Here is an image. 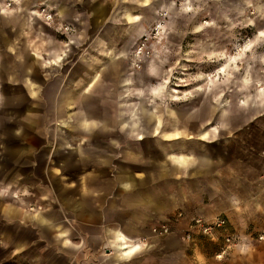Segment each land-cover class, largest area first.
<instances>
[{"label":"rangeland","instance_id":"1","mask_svg":"<svg viewBox=\"0 0 264 264\" xmlns=\"http://www.w3.org/2000/svg\"><path fill=\"white\" fill-rule=\"evenodd\" d=\"M102 1L106 18L95 19L89 1L0 0V63L21 73L1 79L0 94L21 98L15 152L28 146L0 173V189L36 198L25 207L36 212L57 187L85 188L86 177L101 176L110 189L129 172L144 193L130 199L157 207L151 234L185 246L171 264H264V105L255 99L264 86V0ZM126 10L131 18L118 16ZM139 98L159 131L142 139L118 125ZM173 131L179 137L164 135ZM170 154L205 157L180 168ZM216 218L225 222L209 233L194 227ZM62 219L74 223L69 212ZM162 226L167 233L153 232Z\"/></svg>","mask_w":264,"mask_h":264},{"label":"crops","instance_id":"2","mask_svg":"<svg viewBox=\"0 0 264 264\" xmlns=\"http://www.w3.org/2000/svg\"><path fill=\"white\" fill-rule=\"evenodd\" d=\"M84 1L95 5L92 9L95 19L106 18L104 14H107L108 9L99 7L102 0ZM124 2L146 5L158 4L161 0H113L108 1V4ZM117 14H124L122 17L125 19L132 15L127 10ZM258 35L264 36V29ZM61 59L62 57H58L46 61L45 66L57 65ZM243 81L247 82L246 78ZM34 84L35 82H30L29 85L33 87ZM36 90L33 87L31 94L36 93ZM255 95L258 106L264 105V86ZM247 100L248 97L242 103L245 104ZM155 118L154 110L142 105L139 98L135 106L118 117V125L126 134L136 133L138 139H142L148 130H151L152 135L159 133ZM79 121L86 127L83 131H91V119L82 116ZM217 131L214 128V136ZM207 132H200V138L206 137ZM4 134L12 143L7 147L9 151L12 150L20 158L23 152L26 154L28 146H20L15 152L14 142L21 137V134L15 135V127L4 131ZM164 135L179 137V132H166ZM0 147L2 153L4 144L1 142ZM170 157L178 167L187 168L195 160L202 161L205 155L199 154V158L195 160L183 155ZM6 178L12 179L11 174ZM118 179V186L110 189L106 186V177L101 176L86 177L85 180L90 181L91 186L87 185L85 188L65 192L57 187L56 194L50 196L49 205L36 212L25 209L27 204H35L36 198L27 196L21 189H0V264H171L172 256L176 259L185 256V246L176 236L151 234L150 218L157 207L148 199L143 202V207H140V200L133 202L130 199L136 194L137 197L144 195L138 194V189H133L132 175L122 172ZM0 183L3 186L5 182ZM214 196H218V193L214 192ZM226 197L227 195H221V198ZM215 206L216 204L214 211L219 209ZM226 209V205L223 206V210ZM66 212H69L74 223H64L62 217Z\"/></svg>","mask_w":264,"mask_h":264},{"label":"water","instance_id":"3","mask_svg":"<svg viewBox=\"0 0 264 264\" xmlns=\"http://www.w3.org/2000/svg\"><path fill=\"white\" fill-rule=\"evenodd\" d=\"M4 47V45H0V48ZM20 74L13 75V73L10 72V69L6 64L3 62L0 63V80H8L11 77L12 81L20 79ZM38 82L41 81L40 78L37 79ZM21 99V98H20ZM20 99L16 96H10L7 94H0V142L4 144V151L0 155V173H5L13 170L16 163H19L20 157L18 155H14L12 153V150L7 148L12 143L4 134V131L15 127L16 125H24L25 121H22L19 117V115L22 113V111H18L17 114V104L19 103ZM58 101H62L61 99H57ZM55 102V100H54ZM85 128V127H84Z\"/></svg>","mask_w":264,"mask_h":264},{"label":"built area","instance_id":"4","mask_svg":"<svg viewBox=\"0 0 264 264\" xmlns=\"http://www.w3.org/2000/svg\"><path fill=\"white\" fill-rule=\"evenodd\" d=\"M224 222H225L224 219H218V218L208 223H203L201 219H195L194 227L199 228V230H201L203 233H209L214 228L222 227ZM153 232L158 234H165L168 232V228L166 226H162L160 229L154 228ZM186 237L187 239H189L191 237L190 233H188ZM29 264H33V263H29Z\"/></svg>","mask_w":264,"mask_h":264}]
</instances>
